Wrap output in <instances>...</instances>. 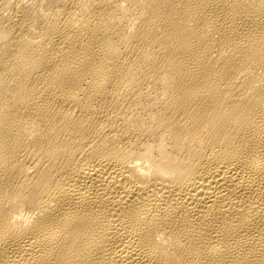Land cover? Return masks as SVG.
Here are the masks:
<instances>
[{
	"label": "bare ground",
	"instance_id": "bare-ground-1",
	"mask_svg": "<svg viewBox=\"0 0 264 264\" xmlns=\"http://www.w3.org/2000/svg\"><path fill=\"white\" fill-rule=\"evenodd\" d=\"M0 264H264V0H0Z\"/></svg>",
	"mask_w": 264,
	"mask_h": 264
}]
</instances>
